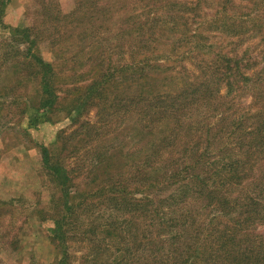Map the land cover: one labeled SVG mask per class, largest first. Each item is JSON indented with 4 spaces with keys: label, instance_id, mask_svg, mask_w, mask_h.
Instances as JSON below:
<instances>
[{
    "label": "rangeland",
    "instance_id": "374dc122",
    "mask_svg": "<svg viewBox=\"0 0 264 264\" xmlns=\"http://www.w3.org/2000/svg\"><path fill=\"white\" fill-rule=\"evenodd\" d=\"M222 11L237 14L238 30L245 32H217L212 20L223 18ZM3 22L34 27L39 53L53 65L57 101L45 120L28 126V114L34 111L29 107L40 101L38 78L25 62L4 64L5 54L17 50L0 45V264L54 262L58 250L51 240V217L62 213L69 223L68 264L153 263L146 251L144 258L134 256L135 245L145 247V212H125V206L117 208L112 200L116 189L136 197L132 163L159 136L148 128L140 132L133 124L134 76L139 72H133L135 46L142 47L139 57L157 58L158 74L150 85L161 91L175 87L171 73L201 81L209 71L203 54L185 55L183 27H203L204 49H225L264 65V0H9ZM5 30L0 27V39L8 36ZM240 85L227 95L225 86L218 88L223 101H234L231 111L239 112L250 101L247 93L236 90ZM171 138L163 153L180 165V141L189 140L177 131ZM42 147L68 171L71 210H65L59 186L43 166ZM256 232L264 233V225ZM160 239H151L152 250L161 245ZM122 251L131 259H123Z\"/></svg>",
    "mask_w": 264,
    "mask_h": 264
},
{
    "label": "trees",
    "instance_id": "16d2710c",
    "mask_svg": "<svg viewBox=\"0 0 264 264\" xmlns=\"http://www.w3.org/2000/svg\"><path fill=\"white\" fill-rule=\"evenodd\" d=\"M8 2L0 0V27L8 32L5 39H0V45L2 48L11 44L17 51L9 57L5 54L4 64L25 62L24 67L31 68L37 76L40 88V101L29 107L34 110L28 114L27 124L31 127L45 120L57 101L54 70L52 63L39 53V37L32 36L33 26L4 24ZM220 16L223 18L215 16L212 20L217 32L229 36L245 32L238 30L240 24H236L239 20L234 12L222 11ZM180 30L185 55L203 54L207 57L203 63L208 64L209 71L201 81L189 79L186 73H171L175 87L161 91L150 85L158 74L157 58L139 57L142 47L136 44L133 72L136 69L145 75L136 72L134 76L137 91L131 102L136 110L133 124L140 132L148 128V133L156 135V132L159 136L151 138L132 163L136 197L128 198L125 191L116 189L112 200L117 208L125 206V212H145L148 218L142 235L145 247L140 242L135 245L137 260L146 251V257L153 259L151 264H264V233L256 232L258 225H264V65L257 66L248 57L227 53L225 49L217 53L204 49L203 27ZM148 67L151 72L145 71ZM253 67L256 69L250 73ZM208 79H213V83ZM239 84L236 90L247 93L250 101L239 112L231 111L235 103L223 101L218 94L219 86H225L227 95ZM40 108H44L43 113H38ZM192 108L197 110L196 114L190 113ZM213 119H216L214 127ZM176 131L189 140L187 144L180 141V165L163 153ZM41 153L43 166L59 186L65 210L73 209L68 171L50 160L46 147H42ZM65 217V213L51 217L54 224L51 240L58 250L57 259L51 264L69 262L66 245L69 223ZM154 235L161 237V245L152 250ZM127 258L131 259L124 253L123 259Z\"/></svg>",
    "mask_w": 264,
    "mask_h": 264
}]
</instances>
